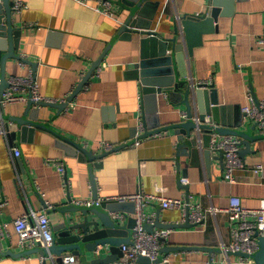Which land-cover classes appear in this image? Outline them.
I'll return each mask as SVG.
<instances>
[{"label": "crops", "instance_id": "obj_1", "mask_svg": "<svg viewBox=\"0 0 264 264\" xmlns=\"http://www.w3.org/2000/svg\"><path fill=\"white\" fill-rule=\"evenodd\" d=\"M22 1L25 6L14 18L22 29L19 54L35 65L10 60L7 79L32 75L43 96L67 99L105 54L65 110L40 108L27 118L44 123L89 152L108 154L93 161L76 156L50 130H32L28 126L24 131L14 121L25 117L27 102L5 106L0 123L8 129L9 136L6 140L0 135V264H44L45 257L37 251L39 246H19L15 221L30 209L44 211L54 232L70 217L62 210L65 205L93 201L91 172L96 179L98 201L102 202L110 197L146 193L183 198L191 206L200 205L205 210L227 209L233 196L240 197L248 209L260 206L264 200V171L254 173L252 168L259 164L264 167V140L251 142L252 152L245 155L246 169L236 171L237 182L232 184L225 180L224 158L217 150L209 159L202 152L195 161L191 156H181L178 164L175 153L179 143L171 132L143 138L139 146L129 144L147 111L141 83L135 76L136 65L142 61L144 51L153 58L154 50L148 43L144 47L146 36L141 34L129 36L123 32V38L113 42L128 16L127 10L113 2L109 17L104 13L105 0H84L85 4L78 0ZM213 1L149 0L137 19L149 24L159 39H173L178 26L181 42L182 17L204 14ZM220 10L224 12L225 7ZM217 26L216 32L205 35L203 44L194 48L192 57L183 50L188 81L191 86L212 82L218 91L220 127L247 131L254 124L242 112L248 106L249 95L264 100V45L258 43L264 38V0H233L232 13L220 15ZM171 52L169 45L167 53ZM175 71L178 79L177 68ZM23 94L29 96L27 92ZM192 105L197 113L194 101ZM158 107L162 125L184 119L186 106L181 97L159 95ZM256 133L261 132L257 129ZM237 137L240 149H245L244 138ZM104 144L128 145L106 152ZM11 148L20 149L18 159ZM59 163L65 166L64 175L58 170ZM182 178H188L189 183L183 185ZM131 210L128 205L114 217L127 222L131 216L136 217ZM143 212L154 221L159 217L161 223L184 222L181 210L163 209L159 200H150ZM230 227L225 213L209 214L196 227L173 230L166 244L222 249L232 239ZM211 258L217 262L224 256L203 250L181 251L169 255L166 263L209 264ZM53 260L50 257L47 264H54ZM75 264H80L78 257Z\"/></svg>", "mask_w": 264, "mask_h": 264}, {"label": "water", "instance_id": "obj_2", "mask_svg": "<svg viewBox=\"0 0 264 264\" xmlns=\"http://www.w3.org/2000/svg\"><path fill=\"white\" fill-rule=\"evenodd\" d=\"M110 1L118 4L120 7L122 6L123 9L128 11V16L122 23L113 42L118 38H123L121 37L123 32L129 36L132 34H141L146 36V39L143 41L144 47L148 43L151 44L154 50L152 52L153 58H149V54L144 51L142 61L136 65L135 70V76L140 81L144 92L145 107H147L146 114L142 120L145 131L142 133L141 139L143 140V138L155 134L171 132L176 142L179 143L175 156L178 164H180L181 156H191L195 161L198 160L197 157L200 152L203 153L205 158L209 159L212 153L211 143L214 134L219 136H240L245 140L243 142L245 149H240L239 153L245 161V155L252 152L251 142L264 140V133H256L258 129L256 124H253L247 131H241L239 129L229 130L220 127L221 108L218 101V91L213 85L193 88L189 84L188 72L186 71V53L192 57L194 48L203 44L204 36L218 30L217 23L219 16H228L232 13L233 0H214L212 6L204 14L183 16L179 24L181 33L184 35L181 42L178 41V26L176 27V36L173 39H165L164 37L159 39L151 32L149 24H143L140 19H137L142 14L141 9L143 5L148 3L149 0ZM222 6L225 7V11L221 13L220 7ZM14 18L13 2L11 0H1L0 74L3 76V83L1 84L0 92L8 87L5 73L6 66L10 60L27 62L33 67L35 65L20 57L19 51L22 29L16 26ZM169 45L172 48L171 55L167 53ZM184 49L186 53H184ZM104 57L105 54L100 61L91 67L87 76L73 90L65 102L45 103L33 102L29 99L25 109V117L14 118V121L22 125L24 131L29 127L32 130H36V127L50 130L63 139L62 143L66 145L65 147L68 150H73L74 155L85 156L89 161L106 156L108 153L96 155L92 151L89 152L81 144L63 138L61 134L45 126L44 123H38L37 120L27 118L31 111L39 112L40 108H55L60 112L65 110L86 84L91 75L90 72L95 70L96 66L98 67L100 65ZM175 68L178 71V79ZM159 95L171 99L181 97L182 104L186 106L183 111L184 119L170 125H162L158 116ZM192 101L196 103L197 113H195ZM196 116L198 118L197 121L195 119ZM0 117H4V115ZM132 142L133 140L129 144ZM126 145L128 144L117 146L113 151L123 149ZM218 152L223 156L222 150H218ZM90 177L93 185V201L91 204H67L62 208L63 212L68 213L70 217L66 219L64 225L54 230V242L52 246L48 250L40 246L37 248V251L45 257L44 264H47V259L50 258V255L53 256L54 264H63V258L68 254H71L73 257H78L80 264H114L124 255L121 247L132 242L133 229L136 226V217L131 216L127 222H124L119 217H114V214L120 215L128 205L132 207L131 213L136 214L135 204L132 202L121 204L112 200L97 204L99 197L97 195L96 179H94L93 172H91ZM65 178L67 179V176ZM186 212L188 217L180 224L161 223L159 217H157L153 223L145 222L143 225L144 229L153 232L154 229H171L175 231L196 227L197 225L190 224L189 222V210ZM258 245L259 250L252 257H248L240 252L234 254L227 253V257L229 261L234 260L232 264H242L236 263L234 258H249L251 263L264 264V236H258ZM1 248L2 245L0 244V250ZM199 250L207 251L211 255H225L224 251L219 248L213 249L201 246H175L165 244L160 255L154 262H151L148 257L140 256L137 264H163V259L173 253ZM209 264H224V262H215L211 258Z\"/></svg>", "mask_w": 264, "mask_h": 264}, {"label": "built area", "instance_id": "obj_3", "mask_svg": "<svg viewBox=\"0 0 264 264\" xmlns=\"http://www.w3.org/2000/svg\"><path fill=\"white\" fill-rule=\"evenodd\" d=\"M1 1V0H0ZM13 2L14 13L20 12L25 4L22 0H11ZM84 3V0H78ZM106 5L105 15L112 16L110 0L103 1ZM259 44L264 45V38L258 41ZM8 88L0 92V116H2V110L5 106L10 104H18L20 102H27L31 99L33 102H64L66 99H49L41 94L39 91V85L37 80L32 75L28 76H12L7 79ZM3 83V76L0 74V87ZM212 86V82H198L192 85L193 88L197 87H209ZM23 92L29 93L27 97ZM243 114L250 119L251 122L258 126L261 133H264V100H256L254 96L249 95L248 106L242 110ZM2 118V117H1ZM198 120L197 116L195 117ZM134 138V145L139 146L142 142L141 135L145 131V127L141 122ZM162 134V133H160ZM155 134V135H160ZM0 135H3L8 140L9 131L0 123ZM241 140L235 135L219 136L214 134L212 137L211 151H223L224 158V177L229 183L237 182L236 171L245 170L246 165L243 158L240 156ZM116 146L111 144H104V151L114 150ZM13 157L18 159L21 155L20 149L11 148ZM58 170L61 175L65 174V166L62 163L58 164ZM254 173L264 171L262 165H256L252 168ZM182 184L187 185L189 183L188 178H182ZM117 201L121 204H127L132 202L135 204L136 226L133 231L132 242L128 245L121 247L123 252V258L116 261L114 264H137L140 256L148 257L151 262H154L160 255L163 246L166 244V240L173 230H153V232L146 231L144 229L145 222L153 223L154 220L147 216L143 212L144 206L150 202V200H159L163 209L181 210L183 212V221L186 220L187 210H189V222L190 224L198 225L203 223L209 214L225 213L231 224V241L229 244H223L222 250L225 255L224 258L219 260L224 264H232L229 261L227 253H243L248 257H252L259 250L258 236H264V200L260 202L258 208L248 209L243 205L242 199L238 196L230 198V204L227 209L221 208H209L203 209L200 205L191 206L183 198L174 199L169 197L160 196L157 194L136 193L126 196L110 197L106 201ZM102 201H97L100 204ZM77 204H88L83 202H77ZM15 231L19 236L18 244L24 248H33L40 246L48 250L54 242L53 227L50 218L44 211H35L33 209L28 210L15 221ZM53 258L52 255H50ZM167 262V258L163 259V264ZM242 264H254L251 263L249 258H239V262ZM63 264H75V257L65 256L63 258Z\"/></svg>", "mask_w": 264, "mask_h": 264}]
</instances>
